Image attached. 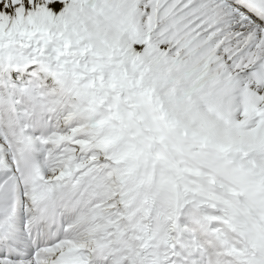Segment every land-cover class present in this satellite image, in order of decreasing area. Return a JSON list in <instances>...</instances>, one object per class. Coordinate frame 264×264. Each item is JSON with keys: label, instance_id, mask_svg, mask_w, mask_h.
<instances>
[{"label": "snow or ice", "instance_id": "snow-or-ice-1", "mask_svg": "<svg viewBox=\"0 0 264 264\" xmlns=\"http://www.w3.org/2000/svg\"><path fill=\"white\" fill-rule=\"evenodd\" d=\"M0 264H264V0H0Z\"/></svg>", "mask_w": 264, "mask_h": 264}]
</instances>
